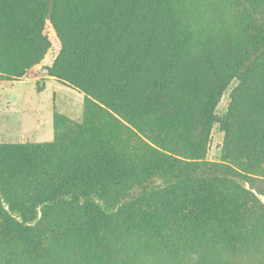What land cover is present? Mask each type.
<instances>
[{
	"label": "trees",
	"instance_id": "16d2710c",
	"mask_svg": "<svg viewBox=\"0 0 264 264\" xmlns=\"http://www.w3.org/2000/svg\"><path fill=\"white\" fill-rule=\"evenodd\" d=\"M238 18L214 44L187 0H0V79L55 35L46 75L84 95L0 143V264H264V18Z\"/></svg>",
	"mask_w": 264,
	"mask_h": 264
},
{
	"label": "rangeland",
	"instance_id": "374dc122",
	"mask_svg": "<svg viewBox=\"0 0 264 264\" xmlns=\"http://www.w3.org/2000/svg\"><path fill=\"white\" fill-rule=\"evenodd\" d=\"M194 21L201 29V37L214 44L235 37L239 27L235 17L243 13L261 14L264 0H187ZM239 19V18H238ZM60 47L55 35L44 59L28 69L23 76L0 79V143L46 142L54 135L53 116L62 114L80 122L83 117L84 95L55 77L46 75L44 66L50 65ZM238 81L230 82L216 107L224 114ZM223 133L216 125L212 130L207 152L210 160L220 161Z\"/></svg>",
	"mask_w": 264,
	"mask_h": 264
}]
</instances>
